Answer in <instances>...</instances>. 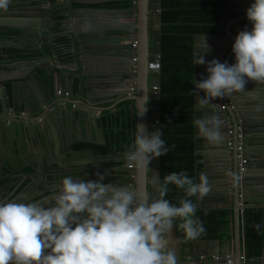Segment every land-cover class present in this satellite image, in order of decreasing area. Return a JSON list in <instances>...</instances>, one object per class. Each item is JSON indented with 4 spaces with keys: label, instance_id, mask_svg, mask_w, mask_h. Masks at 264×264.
<instances>
[{
    "label": "clouds",
    "instance_id": "1",
    "mask_svg": "<svg viewBox=\"0 0 264 264\" xmlns=\"http://www.w3.org/2000/svg\"><path fill=\"white\" fill-rule=\"evenodd\" d=\"M8 3L9 0H0V9L6 10ZM246 17L252 27L239 31L235 37L232 45L235 63L229 65L226 61L213 59L207 62V78L194 81L196 89L205 93L203 98H196L199 108L208 106L216 98L245 92L248 80L264 84V0H254L246 9ZM157 26L159 28L160 24ZM203 42L204 51L209 45L204 39ZM136 43L134 39L130 41L132 62L136 61L133 53ZM157 54H153V60ZM152 61L148 62L147 70H151L149 63ZM194 63L206 62L201 55L195 58ZM159 71L160 67L153 73L159 75ZM62 90L60 88L56 93L61 96ZM64 97H68L67 92ZM218 105L221 110L226 108L221 101ZM221 105H224V109ZM148 108L153 115L156 114L157 107L153 103ZM155 121V125H158L159 116L158 122ZM193 123L199 135L210 144L223 142V121L218 115L196 118ZM136 129L130 150L121 152L126 153L123 161L129 188L110 182L102 183L104 176L100 173H97L98 179L95 181L66 176L54 197L53 206L16 201L0 203V264H178L175 252L168 246V236L177 220L187 240H195L205 233L203 222L196 216L197 205L189 198L202 200L211 191V185L204 173L199 175L198 183L184 171L170 172L161 180L159 172L152 173L149 162L153 157L167 154L175 145L166 146L161 138L162 128L149 132L146 126L137 125ZM229 131L228 134H231ZM237 138L240 173H233L231 179L233 185L239 188L243 179L241 173L245 172L248 159L241 135L238 134ZM239 143L242 145L240 152L237 148ZM226 147H231V137H228ZM239 154L246 160L243 170L240 169ZM201 160L202 157L198 158L197 164ZM128 164H132V167L128 168ZM134 165L145 174L146 186L150 182L155 188V197L147 190L139 195L132 190L131 182L135 175L127 170H133ZM149 172L152 173L150 181ZM170 185L184 191L185 198L179 200L178 206L166 199ZM261 227V224L253 225L257 232Z\"/></svg>",
    "mask_w": 264,
    "mask_h": 264
},
{
    "label": "water",
    "instance_id": "2",
    "mask_svg": "<svg viewBox=\"0 0 264 264\" xmlns=\"http://www.w3.org/2000/svg\"><path fill=\"white\" fill-rule=\"evenodd\" d=\"M46 1L47 4L52 5V7H54V9L59 12L62 20L67 24V28L70 27L71 24H74V30L71 31L69 28L70 31L64 38H67L66 44H68L70 48V63H65L62 61L61 55L58 52V45H56L53 40L50 39L48 29L44 30L43 32L42 29L35 28L34 26H25L24 28H19L17 34L19 36H25L27 38H25L24 40L25 44H20V46L17 45V47H21L28 51H31L32 49H38V51L42 53L43 47L42 49L39 48L38 44L39 41H45L44 43L47 46V49L53 54L57 65L66 66L70 69H76V73L70 72L69 70L59 71L54 64L50 65L48 60L46 58H43L45 60L42 61L43 65L41 69L43 70L44 75L41 72L37 71V65H34L20 79L25 87L19 85L18 77H13L12 79H10L15 83H9V85L6 82L8 81L7 79L0 80V82H2L0 84L2 85L0 91V151L2 146H4L5 148H9L8 155L0 156V170L2 171V168H5L7 170H10L9 172H11V169L17 166V160L20 159L19 157H17L16 151L19 155H22L24 152H26V147L29 146L30 142L35 144L40 141L43 143V146L47 148L49 154H47V156L43 159L33 156L34 160L31 161L30 166L32 167L34 174L32 176H28V178L31 180L30 186L33 189L35 188L36 190H41V188H43V191H45V187H49L46 189L47 191H50L53 188L57 190L56 193L58 194L61 189L62 179L64 178V175L61 174V171L55 172V167L52 168V165H54L53 163H57V161H53V157H51V154L55 151L54 147L56 141L52 138V133L49 131L50 125L48 123L49 120H51L50 117H53V114H55V116H58V122H53L55 124L58 123L59 125H61L60 128H62L63 133L67 135V131L69 130L68 127L71 126L73 121L75 127L82 121L86 129L88 126L97 128L95 120L98 116L94 114V111L96 112L105 110L106 107L101 106V104L108 101L111 102L112 99V101L117 100L118 102L123 100H132L134 102L135 110V125H150L152 126V128H147L151 129V131L159 129L158 125H155L153 121L155 119L157 120L159 116L158 105L160 102V96L152 95L150 87L152 85L159 86L160 78L158 74H154L153 71L147 70V64L149 61L153 60V54L159 52L158 40L160 30L159 28L155 30V39L157 40V44L155 46V51H153L151 48H149V33L152 31L150 27L152 26V24L148 22L147 27L145 21H147L149 15L153 16V13L156 17V25L160 24L161 19L160 5L158 0H134V2H131V6L129 8H93L88 7L87 5H84V7L82 8H75V6L71 4L73 0ZM102 1L104 0H89L88 2L82 3L88 4ZM61 2L64 3V5ZM251 2L253 3L254 0H251ZM50 5L49 10L51 9ZM93 10L94 12L113 11L115 13L113 15L122 14L126 15L125 17H127L128 19H132L131 22H120L117 19L114 21L113 26L109 28L105 27L109 29L107 30L108 34L102 31L101 35L94 34L91 37L92 41L93 39H97V41L113 42L115 44H118L121 40H128L129 43H126L123 46H116L121 50V56L119 59H111L106 55L104 56V54L102 56L95 53L87 55L85 51L82 53H79L77 51L78 47L73 36L74 33L79 32L77 24L82 23V20H84L85 16H83V12L85 13L87 11L90 12ZM47 15L50 16V12ZM244 17H246V13H244ZM11 26L12 25H10V27ZM133 29H137L136 38H134V40L137 42L136 49L138 50L135 62H132L131 57L133 54L130 44V41L133 40V37L131 36ZM92 31V29H85L84 35L88 36L92 33ZM198 36L205 38L213 37V35L207 34H200ZM196 40L197 38L193 40L194 68L197 67V64L194 63L195 58L199 57V51L196 47ZM102 42L99 43H101L102 45ZM96 43V46L99 45L98 42ZM6 45V43L0 42V56L2 57L6 55L8 56L9 60V53L5 48ZM232 45L233 44L226 46V48L230 50L229 54H226L225 57V61L229 65L235 63V56L232 50ZM96 46L94 45L93 49ZM226 48H224L223 46L219 48V53L221 52L222 54L221 59L223 58V54ZM4 49L6 51H4ZM89 49L92 50V48ZM206 53L208 54L209 51H206ZM19 55L31 54L29 52H19ZM228 56L229 59H227ZM213 59L214 58L210 59L208 57L204 59L206 63L202 64V69L204 70L202 72L208 74L206 70L207 62ZM5 60L6 59H4V61ZM217 61L221 62L218 59ZM225 61L222 60V62ZM29 64H35V60L29 59ZM199 73L200 71L196 68L194 70V74ZM72 79H76V82H74V84L76 83V91L73 90L74 86L71 84ZM38 82L43 90H47L49 94L51 93L52 96H54L53 98L48 99L49 106L47 105L46 101L42 100V92H40L37 87ZM195 82H197V80ZM129 85L135 86V91L130 96L126 94L128 92L127 87ZM61 86L63 87L61 96H57L56 92L60 89ZM25 89L27 91H25L24 93ZM255 89H260V93H264V84H255L254 81L248 80L245 85V92L234 93L231 96H226L224 98H216L211 103V105H217L219 101H221V103L225 104L226 108L220 115V118L223 121L221 133H223L224 140L222 143L226 145L228 137H231L230 148L224 147V151H215L214 153L218 154L216 157L218 160L216 162H218L217 167H219L220 170L218 169L216 171L217 174L222 179H224L225 195L226 197L232 196L234 199V201L232 202V211L234 218L237 215V220L235 219V230H237L236 237L238 242L235 256H233L235 264H242L240 256H245L246 249L244 214L242 210L245 209L246 206L240 205V199L250 198L248 202L250 206H255L257 204V201L255 202L253 200V195L251 194V190L254 189L250 188L247 185L244 186V182L247 181L248 177L245 176V172L241 173L243 179L239 188L233 185L231 179L233 173L239 172L236 150L238 141L237 135H241V141L243 143L245 140L246 142L248 140L249 143V141L251 142V134L254 135L256 131L261 130L258 129L257 126L264 123V111H257V109L251 108L249 107V105H247L249 103L254 104L251 103L254 102L251 101L253 96L248 94V92H252ZM8 91L10 92V97ZM65 92H67V98L64 97ZM56 99L58 100V102L64 103L63 106H60V104L56 105ZM152 103L157 107V110L155 111L156 114L154 115L148 108V105ZM72 104H75L76 106L72 107ZM79 105L83 106L84 109L79 107ZM10 113H12L13 115L10 116ZM76 113L79 115V117L74 118V114ZM259 115L262 116V118H259ZM230 121L231 125L230 123H228ZM136 130L137 129L135 128L134 137ZM228 130H231V134H228ZM19 138H22V141H18ZM99 140L103 142V138L101 137V135L99 136ZM250 145L252 144L249 143L248 146ZM213 147L221 149L222 145H214ZM201 153L203 154L206 152H196V154ZM122 154L126 156V153ZM205 155L206 154H203V156ZM208 162L210 163L209 160ZM150 164H153L154 166L153 174L158 172L159 157H153L150 160L149 168ZM46 171L51 174L54 173L53 176L58 177V179L56 178L52 180L51 182L53 183L50 184L44 185L46 182L45 180L43 181V184L39 183L32 186L34 183V177H36L35 174L40 173L41 175H45ZM127 171L133 172L135 175L133 182H131L133 184V189H130L137 191L138 195L147 190L153 197L156 196L155 188L151 185V183L149 182L146 186L145 174L140 169H137L134 165L133 170L131 169ZM66 175L71 176L73 179L88 181V178H86L84 172H80V175H74L71 172L70 175ZM1 177L2 176H0V178ZM4 177L10 179L9 176L4 175ZM148 178L150 179V172L148 173ZM17 181L19 182L18 178ZM129 183L130 182H128L127 180L122 179L118 186L128 187ZM2 187L4 188V192H6L5 190H8L9 188V186L7 185H2ZM19 200H22V198ZM257 205H259V203ZM50 206L52 205L50 204L46 207ZM239 215L240 220H238ZM171 234L178 243L185 242H181L179 240V237L176 236L175 226L173 227ZM245 261V264H252L254 261L262 263L264 262V256H257L252 258H247L245 256Z\"/></svg>",
    "mask_w": 264,
    "mask_h": 264
},
{
    "label": "crops",
    "instance_id": "3",
    "mask_svg": "<svg viewBox=\"0 0 264 264\" xmlns=\"http://www.w3.org/2000/svg\"><path fill=\"white\" fill-rule=\"evenodd\" d=\"M89 0H73L71 2L72 5L75 6V8H82L86 3L82 2H88ZM105 1H125V0H104ZM62 3V2H61ZM82 3V4H81ZM98 3V2H95ZM64 5V3H62ZM91 4V3H88ZM252 4L251 0H229V6L230 8L234 9L235 11L241 13V16L234 18L230 21L223 22L220 21L218 28L222 29V32L218 34H211L213 37H201V36H195L197 38L196 40V47L199 51V56H203V58H214L218 59L222 62L225 61L226 54H229V49L226 48V46L233 44L236 35L239 31L248 29L250 30L252 25L251 22L247 19V17H244V13H246V9ZM49 5L47 4L46 0H9L8 6L5 9H0V42L6 43V49L9 53V60L8 56H0V80L7 79V84L9 83H15L12 82L10 79L13 77H18V83L22 87H25L23 82L20 81V79L28 72L29 69H31L34 65H37L36 69L37 71L41 72L43 74V70L41 69L43 63L42 61L45 60L43 58H46L50 65L54 64L59 71H66L69 70L70 72L76 73V69H70L66 66H58L55 62V58L53 54L47 49V46L45 45V41H39V48L42 49V53L38 51V49H32L31 51L25 50L21 47H17V45L20 46V44H25L24 40L25 36H19L17 34L19 28H24L25 26H34L35 28H40L44 32V30L49 31V37L53 40L56 37H64L66 36L69 31L74 30V24H71L70 27L67 28V24L65 21L62 20V17L59 15V12L54 9V7L51 6V9L49 10ZM73 8V9H75ZM100 8V7H99ZM40 12V14H39ZM50 12V16L47 14ZM94 12L93 11H87L83 12V16H85L84 20H82V23H78V31L74 33V38L76 45L78 47L77 51L79 53H82L85 51L87 55L90 54H100L101 56L104 54L107 57L111 59H119L121 56V50L120 48H117L116 46H123L126 43H129L128 40H121L118 44H115L113 42H102L97 41V39L91 40L92 35L98 34L101 35L102 31L104 33H107L108 28L114 25L115 20H119L120 22H131L132 19H128L125 17L126 15L115 14L113 11L111 12ZM244 20L243 23H241V20ZM63 21V22H62ZM134 21V19H133ZM146 22V26L148 22L152 24L151 32L149 33V48H151L153 51H155V45L157 44V40L155 39L156 33L155 30L158 29V26L156 23V17L153 13L152 15L148 16V19ZM248 22V23H247ZM10 24L12 25H6ZM45 27V28H44ZM108 27V28H105ZM148 27V26H147ZM70 28V30H69ZM85 29H92V33L88 36L84 35ZM137 29H133L131 36L136 38ZM80 35V36H79ZM215 35V36H214ZM24 38V39H23ZM194 38V39H195ZM203 39L207 42L209 45V48L205 49L203 51ZM67 42V38H66ZM96 42H98L99 45L96 46ZM102 42L103 44L101 45ZM96 46L93 49V46ZM226 48L223 54V58L221 52L219 53V48L221 47ZM24 47V46H23ZM66 51L64 53L68 54V57H63L62 61L65 63H70L71 55L69 53V46L65 43ZM89 48H92L89 49ZM83 49V50H82ZM13 50V52L11 51ZM4 51H6L4 49ZM137 49L135 48L134 54H137ZM206 51H209L207 54ZM15 52V54H13ZM19 52H29L31 55H19ZM59 52V50H58ZM5 53V52H4ZM13 54V55H12ZM4 59H6L4 61ZM29 59L35 60V64H29ZM229 59V56L228 58ZM194 67V66H193ZM200 73L194 74V81L197 80V82L207 78L208 74H206L202 68V64H197L196 67ZM194 68V70L196 69ZM44 69V68H43ZM44 75V74H43ZM74 82H76V79H72V85H74L73 90H75ZM2 82H0L1 84ZM4 83V82H3ZM37 87L40 92H42V100L47 102V105L49 103L48 99L53 98L52 94L47 91L43 90L41 88V85L39 82L37 83ZM2 85H0V91H1ZM63 88L62 86L60 87ZM27 91L26 89L24 90ZM30 93V92H29ZM32 93V92H31ZM9 97L10 92L8 91ZM58 93H56L57 95ZM252 97L251 103L254 104H247L249 107L257 109V111L263 110L264 111V93H260V89H255L252 92H248ZM205 93L203 90H195V83H194V108L196 113L200 116V118L211 116V115H220L222 114V111L220 109V105H211L204 108H199L196 102L197 96L203 98ZM261 95V96H260ZM59 96V94L57 95ZM113 100V99H112ZM108 101L106 103L101 104V106L106 107V112L114 113L117 110L118 105L123 101ZM56 105L60 104V106H63L64 103L58 102L56 99ZM257 101V102H255ZM49 106V105H48ZM79 107L83 108V106ZM225 110V109H224ZM52 111V110H51ZM103 111H94V114L98 117L100 116L101 112ZM27 112V111H26ZM31 112V111H30ZM54 113V111H53ZM52 113V114H53ZM29 114V113H27ZM264 114V113H263ZM10 116L13 115L12 113L9 114ZM21 115V113H20ZM47 116V115H46ZM151 116V115H149ZM79 117V115L76 113L74 114V118ZM98 117L95 120L96 121V127L92 128L91 126H88L87 129L85 128L84 123L81 121L79 125L75 127L74 121L72 122L71 126L68 127L69 130L67 131V135L63 133L62 128H60L61 125L58 123L55 124L53 121L58 122V116H55L53 114V117L51 116L49 120L50 129L49 131L52 133V138L55 140V151L51 154V157H53V161L56 160L57 163H53L52 168L55 167L56 171H61V174L66 177L70 175V172L72 174L80 175V172H84L86 178L88 180H97L98 176L97 173H100L104 176V179L101 181L102 183H113L115 185H119L122 179H126V174L124 171V155L121 154V152H115L111 151L110 153L101 155V154H94L91 151H84V150H76L72 149L73 144H81V143H102L99 140V136L103 138L102 129L98 125ZM259 118H262V116L259 115ZM43 121V120H42ZM10 122V120H9ZM44 122V121H43ZM231 125V121L228 122ZM59 125V126H58ZM58 126V127H57ZM75 127V128H73ZM152 128V126H146ZM258 129H261L260 131H256L255 134H251V142L249 141L250 146H248V140L244 141L245 146V155L247 161V166L245 170V176L247 177V181L244 182V186H249L250 188H253L254 190H251V194L253 195L252 198L257 204L255 206H250L248 204L249 199H240V205H244L246 207H263L264 206V123L257 126ZM73 128V129H72ZM99 128V129H98ZM71 129V130H70ZM256 129V128H255ZM149 132H151V129L147 128ZM257 130V129H256ZM195 134L197 135L198 139V150H202V152H206V155H198V158L202 157L203 161H198V168L195 173V182H199V175L201 173H204L208 176L209 184L211 185V191L208 193L207 196H205L202 200L197 201L196 197H194V203L197 205V209L207 210V209H224L227 210V220L224 221L222 226L218 229V236L215 238H197L195 240H182L179 238V240L185 241L184 243H178L176 239L173 238L172 234L170 233L168 236L169 240V248L175 252L178 264H223L222 261L216 262L212 259L211 255L213 254H225V253H232L233 256H235V251L237 250V230H235V219L237 220V215L234 218L233 211H232V202L234 201L233 197H226L225 195V186H224V179H222L218 174L216 170H220L219 167H217L218 162H216L218 159L216 158L218 154L214 153L215 151H224L226 148V145L224 143H221L222 148L217 149L214 148L212 144H210L205 138L199 135L198 129L196 127ZM223 136V133H222ZM224 140V137H223ZM18 141H22V138H19ZM253 142V143H252ZM225 145V146H224ZM225 147V148H224ZM16 151V150H15ZM9 154V148H5L4 146L1 147L0 156H5ZM17 157L20 159L17 160V166L12 168L11 172L10 170H7L5 168H2V171L0 170V203H3L5 201H16V202H24V203H39L42 206L47 205H54V197L57 194V190L52 188L50 191H47L46 189L49 187H45L44 189L41 188V190L33 189L30 186V179L28 176H32L33 169L30 166L31 161L34 160L33 156L38 157L40 159H43L49 154L47 148L43 146L42 142H37L35 144L29 143V146L26 147V152H24L22 155H19L16 151ZM110 154V155H109ZM109 155V156H107ZM22 158H21V157ZM49 156V155H48ZM198 160V159H197ZM211 161L210 163L208 162ZM252 160V161H251ZM59 166H58V165ZM212 165V166H211ZM153 164H150V169L153 173ZM216 171V172H215ZM152 173L150 172V179ZM9 176L10 179H7L4 177V175ZM54 173H48L46 171L45 175H41L40 173L35 174L36 177H34L33 185H37L39 183L44 185L53 183L51 182L54 179H58V177L53 176ZM17 178L19 182L17 181ZM149 179V180H150ZM55 183V182H54ZM11 184V185H10ZM2 185L9 186L8 190H5L2 187ZM24 189V190H23ZM23 190V191H22ZM28 190V191H27ZM27 191V192H26ZM26 192V193H25ZM25 193V194H24ZM233 193V192H232ZM22 200H19L21 199ZM19 200V201H17ZM37 200V201H36ZM244 210V209H242ZM238 220H240V215ZM240 227V222H239ZM177 236V235H176ZM242 236V232H241ZM230 239V240H229ZM242 261V264H245V258ZM252 264H264V262H256L254 261Z\"/></svg>",
    "mask_w": 264,
    "mask_h": 264
},
{
    "label": "trees",
    "instance_id": "4",
    "mask_svg": "<svg viewBox=\"0 0 264 264\" xmlns=\"http://www.w3.org/2000/svg\"><path fill=\"white\" fill-rule=\"evenodd\" d=\"M131 2L105 1L88 6L129 8ZM239 16L241 13L230 8L229 0H160L158 128H162L161 138L166 146L175 145L171 151L159 157L158 172L161 180L170 172L184 171L195 182L198 168V156L195 152L198 139L195 137L196 126L193 121L200 116L194 108V36L218 34L222 32V29L218 28L220 21L227 22ZM243 22L242 19L241 23ZM54 42L58 45L61 57H68L63 51H66V39L56 37ZM135 124L134 102L123 101L118 105L116 112L103 111L98 117V125L103 133L102 143L73 144L72 149L101 155L111 151L128 152L134 143ZM169 189L166 199L178 206L179 200L185 198L184 191L174 185H170ZM189 199L194 203V197ZM243 214L245 256H264V206L246 207ZM196 216L206 229L199 238H215L219 235L218 229L227 220V210L197 209ZM178 224L179 220L174 223L176 235L186 240ZM255 224L262 225L259 232L253 228Z\"/></svg>",
    "mask_w": 264,
    "mask_h": 264
},
{
    "label": "built area",
    "instance_id": "5",
    "mask_svg": "<svg viewBox=\"0 0 264 264\" xmlns=\"http://www.w3.org/2000/svg\"><path fill=\"white\" fill-rule=\"evenodd\" d=\"M133 44H135V42ZM133 60H135V58H133ZM159 67H160V61H159V55L157 54L154 57V60L151 63H149V69H151L153 71H158L159 70ZM127 88L129 90V92L127 93V95H131V94L134 93V90H135L134 85H129ZM152 90H153L154 93H156V92H158V87L157 86H152ZM221 108L224 109V105H221ZM155 122L157 123L158 121L156 120ZM229 132H231V131H229ZM237 148H238L239 152L242 151V145H241V143H239V146ZM239 157H240V161H241V163H240V169L243 170L244 169L243 164L246 162V160L243 157H241V154H239ZM127 167L128 168H131L132 167V164H128ZM211 257L216 262L222 261L223 264H235L234 258H233V254H231V253H226V254H213V255H211ZM240 259L243 260L244 259V256H240Z\"/></svg>",
    "mask_w": 264,
    "mask_h": 264
},
{
    "label": "bare ground",
    "instance_id": "6",
    "mask_svg": "<svg viewBox=\"0 0 264 264\" xmlns=\"http://www.w3.org/2000/svg\"><path fill=\"white\" fill-rule=\"evenodd\" d=\"M150 90H151V93H152L154 96H157V95H158V92H156V93L153 92L152 87H150Z\"/></svg>",
    "mask_w": 264,
    "mask_h": 264
},
{
    "label": "flooded vegetation",
    "instance_id": "7",
    "mask_svg": "<svg viewBox=\"0 0 264 264\" xmlns=\"http://www.w3.org/2000/svg\"><path fill=\"white\" fill-rule=\"evenodd\" d=\"M23 190H24V189H23ZM23 190H22V191H23Z\"/></svg>",
    "mask_w": 264,
    "mask_h": 264
}]
</instances>
